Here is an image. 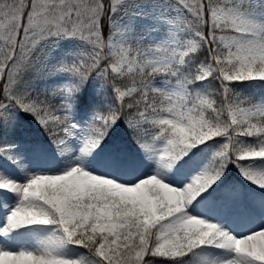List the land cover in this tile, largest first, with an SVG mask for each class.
Instances as JSON below:
<instances>
[{
	"label": "snow or ice",
	"instance_id": "1",
	"mask_svg": "<svg viewBox=\"0 0 264 264\" xmlns=\"http://www.w3.org/2000/svg\"><path fill=\"white\" fill-rule=\"evenodd\" d=\"M0 264H264V0H0Z\"/></svg>",
	"mask_w": 264,
	"mask_h": 264
}]
</instances>
